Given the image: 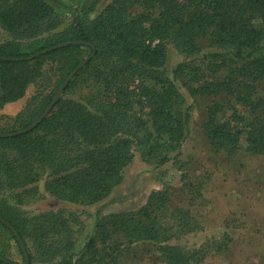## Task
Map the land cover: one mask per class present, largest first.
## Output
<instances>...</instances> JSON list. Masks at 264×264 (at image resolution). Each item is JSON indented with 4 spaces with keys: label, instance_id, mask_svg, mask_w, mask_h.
<instances>
[{
    "label": "trees",
    "instance_id": "16d2710c",
    "mask_svg": "<svg viewBox=\"0 0 264 264\" xmlns=\"http://www.w3.org/2000/svg\"><path fill=\"white\" fill-rule=\"evenodd\" d=\"M87 1L65 22L62 0H0V109L35 87L21 110L0 123V231L24 262L4 222L16 230L27 264H91L139 242L156 244L171 264H198L207 246L168 243L202 226L189 208L171 206L167 185L135 210L92 215L85 207L121 184L136 151L159 163L181 154L190 112L180 107L177 82L192 96L211 97L202 122L211 146L264 154V96H255L264 79V0H111L95 16L96 0ZM201 39L213 49L205 53L206 67L179 62L168 79L159 69L168 44L191 56ZM68 41L82 42L43 51ZM82 60L41 121L3 135L32 124ZM88 78L98 89L71 98ZM40 195L82 208H23ZM91 218L93 232L76 253L77 235ZM0 264L19 263L0 251Z\"/></svg>",
    "mask_w": 264,
    "mask_h": 264
},
{
    "label": "rangeland",
    "instance_id": "374dc122",
    "mask_svg": "<svg viewBox=\"0 0 264 264\" xmlns=\"http://www.w3.org/2000/svg\"><path fill=\"white\" fill-rule=\"evenodd\" d=\"M84 1L62 0L65 7L61 8V12L65 22L71 10L86 3ZM93 1L87 2L91 4ZM110 1L96 0L91 16L99 14ZM199 44L200 51L191 56L179 54L168 44L164 68L159 69L168 79H172V71L179 62L205 68V53L213 49L206 39H201ZM177 85L183 98L180 107H188L190 112L189 131L182 144L181 154L178 158L159 163L158 157L142 156L136 151L133 160L124 169L121 184L108 197L85 208L92 215L96 210L103 214L135 210L146 202L153 190L162 189L165 184L171 192V206L189 208L202 226L201 230L176 240L170 239L168 243L183 248L200 244L207 246L208 254L198 264H264V154L245 150L228 154L211 146L202 126L211 97L192 96L179 82ZM96 89L98 85L88 78L71 89L70 97L83 100ZM34 90L35 87L29 85L23 97L6 103L0 109V123L4 117L17 114ZM255 96H264V79L256 83ZM225 104L223 109L229 112L228 107L225 109L229 103ZM239 109L242 111L241 107ZM60 207L69 210L82 208L79 204L56 201L48 195L28 199L23 205L24 209L32 213ZM84 224L76 238V253L93 232V218L85 219ZM0 251L23 264L14 240L1 231ZM91 264L171 263L167 262L156 244L139 242L119 245L113 259L100 258Z\"/></svg>",
    "mask_w": 264,
    "mask_h": 264
},
{
    "label": "water",
    "instance_id": "95a60500",
    "mask_svg": "<svg viewBox=\"0 0 264 264\" xmlns=\"http://www.w3.org/2000/svg\"><path fill=\"white\" fill-rule=\"evenodd\" d=\"M82 41H68V42H62V43H59L57 45H54L52 47H49L43 51H48V50H52V49H55L57 47H60V46H63V45H66V44H70V43H80ZM86 60H82L71 72L70 74L67 76V78L64 80V82L61 84V86L59 87V89L57 90L52 102L49 104V106L42 112V114L30 125H28L26 128L24 129H21V130H17V131H14V132H10V133H6V134H3L4 136H10V135H14V134H17V133H20V132H23V131H26V130H29L31 128H33L39 121H41V119L48 113V111L51 109V107L54 105V103L56 102V100L60 97L62 91H63V88H64V85L67 83V81L69 79H71V77L73 76V74L76 72V70L85 62ZM2 220V219H1ZM3 221V220H2ZM4 222V221H3ZM4 224L9 227L12 231V233L18 238V242H19V245L20 247L22 248V252L24 254V262L23 264H27L28 262V256H27V253H26V249L24 247V243L20 240V238L18 237V234L16 232V230L10 226V224L4 222Z\"/></svg>",
    "mask_w": 264,
    "mask_h": 264
}]
</instances>
